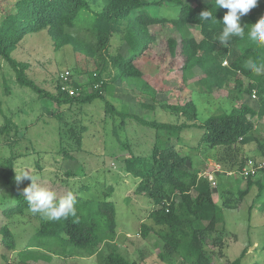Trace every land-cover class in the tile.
Masks as SVG:
<instances>
[{"label":"rangeland","instance_id":"374dc122","mask_svg":"<svg viewBox=\"0 0 264 264\" xmlns=\"http://www.w3.org/2000/svg\"><path fill=\"white\" fill-rule=\"evenodd\" d=\"M183 1L196 3V0ZM96 2L99 5L101 0ZM6 4L5 0H0V5ZM97 5L95 7L99 8ZM144 9L151 15L168 18L177 17L180 10L179 6L170 2L146 5ZM250 14L256 15V21L264 17V0H259L258 5L247 15ZM189 28L197 39L203 38L201 26L190 25ZM71 32L83 45L97 48L98 39L90 30L78 28ZM234 48L236 50L237 46L230 48V54ZM120 50H126L120 33L101 48L105 56L103 60L100 51L92 57L75 50L71 44L56 49L47 30H42L26 34L12 54L16 59L29 64V76L49 92H57L58 75L66 70L80 72L78 80L82 83L89 79L90 71L98 68L104 79L111 83L104 96L118 110L147 120L182 122L183 117L161 106L154 110L141 106L143 99H150L145 98L140 79L112 81L116 69L111 64L110 54ZM224 60L223 65H231V55ZM179 67L178 64L170 68L166 65L152 66L148 75L149 83L158 90L161 100L180 103L183 98L193 99L199 120L231 110L242 101L259 108L257 93L254 98L253 92L240 95L236 91V76H232L224 88L200 92V88L193 84L204 76V71L199 67L194 68L185 82ZM239 76L247 87L251 79L242 74ZM0 99L3 109L0 112V127L5 124L6 118L16 124L12 125L9 134L0 133V229L4 225L8 226L16 240V248L9 250L0 232V264H104L103 258L112 249H117L128 260L139 264H170L158 257L160 242L157 236L151 232L144 238L141 234L142 222H148L159 230V226L150 219L154 205L148 198L135 193L139 179L128 173L123 166L125 157L149 155L156 142L159 146L175 145L183 155L191 156L195 168L213 174L212 177L216 179L213 197L221 208L220 221L216 232L206 240L208 250L215 252L211 256L212 263L233 261L246 249L242 258L244 264H264V192L257 197L258 186L253 185L239 207H225L227 199L234 202V195L246 188L245 177L236 171L241 155L235 157L237 153L234 150L212 148L199 143L204 132L202 129L192 127L184 129L180 134L174 132L168 135L167 132L139 123L134 117L107 113L104 98H97L91 103H68L59 107L54 101L39 98L30 88L19 85L14 70L5 60L0 61ZM58 113H61L62 120L57 118ZM253 121V134L264 144V116L255 117ZM82 126H85V131L81 132L82 143L78 144L69 130L71 127L80 130ZM241 146V153L247 160L264 162V156L255 143ZM64 151L71 157H66ZM11 155H16V171L30 170L38 177V184L54 190L57 198H63L71 192L83 198H108L114 201L117 213L115 240L104 242L98 252L87 256L82 249L72 244L65 248L59 240L41 237L38 229L43 217L39 213L33 214L27 209L24 214L8 216L6 209L17 204L16 191L5 183L3 177L7 168L6 159ZM66 171H71L73 175H67ZM30 183V180H25L19 184L23 195L24 188ZM111 186L113 192L109 193ZM201 224L206 225L207 221ZM215 238L224 242L225 253L222 256L218 254L219 248L214 247ZM25 249L26 252L21 253ZM177 261L173 264H180Z\"/></svg>","mask_w":264,"mask_h":264},{"label":"trees","instance_id":"16d2710c","mask_svg":"<svg viewBox=\"0 0 264 264\" xmlns=\"http://www.w3.org/2000/svg\"><path fill=\"white\" fill-rule=\"evenodd\" d=\"M6 5H0V61L5 60L15 72L16 81L23 87L30 88L39 98H48L59 107L62 104L91 103L97 98L105 99L107 113L127 115L148 127L167 132L168 135L180 134L184 129L197 127L204 132L200 139L201 144L212 148L234 150L240 157L236 164V171L242 172L247 164L241 144L255 143L264 156V144L253 134L255 123L253 118L264 116V75H256L246 67L248 60L264 66V46L258 45L247 36L245 28L244 38L233 37L228 47H219L218 37L223 30V16L228 11L215 4V0L189 3L183 0H5ZM179 6V14L175 18L151 15L144 7L150 4H167ZM99 8H96L95 6ZM209 9L213 18L208 21L199 19L200 13ZM133 13L134 16H131ZM256 15H245L241 18V25L253 24ZM201 26L204 34L201 40L191 32L189 26ZM85 28L90 30L98 39L97 48L91 49L83 45L71 32L72 29ZM47 30L56 49L73 45L75 50L94 57L100 51V58L105 60L101 48L106 46L116 34H121V40L126 45L125 52L117 51L110 54L111 64L116 69L112 81L118 79L137 78L141 80L145 98L141 106L154 110L161 106L183 117L180 123L160 122L147 120L136 114H125L104 96L108 81L104 79L98 68L90 71L86 82L78 80L80 72L70 71L71 85L75 93L62 89L64 79L58 75L57 92L52 93L41 87L32 79L27 70L29 64L13 56V51L30 32ZM165 41V42H164ZM164 42V43H163ZM236 45L237 49L230 54V48ZM231 55L230 66L223 65L224 59ZM173 64L180 65L183 81H187L188 74L196 67L204 71V76L197 79L195 87L200 92H213L214 88H224L236 76V91L243 95H259V108L249 102H240L231 110L221 111L209 115L201 121L197 116V108L193 99L183 98L182 102L171 103L158 97V90L149 83L148 75L153 66ZM242 74L251 79L245 87ZM189 86V85H187ZM0 99V112H2ZM62 120L61 113L56 114ZM16 124L6 118L5 124L0 127V133H8ZM70 134L76 143H82L80 130L70 128ZM167 135V137H168ZM162 140V139H161ZM65 152V151H64ZM66 157H71L64 153ZM16 155L6 159V171L3 175L5 183L11 186L17 194V204L6 209L8 216L24 214L29 209L25 195L20 192L15 181ZM123 166L126 171L139 179L135 193L148 198L154 205L150 213L159 230L142 222L141 234L147 238L152 232L160 242L158 257L167 263L173 264L177 260L180 264H213L212 252L208 250L206 240L217 230L220 221L221 208L215 202L214 188L207 176L200 175L194 167L189 154L183 155L175 145L159 146L156 142L151 153L147 156L130 155L124 158ZM67 175H73L66 171ZM246 188L234 195V202L225 201V207L237 208L249 193L253 185L258 186L260 197L264 192V167L255 176L244 178ZM113 192V187H109ZM107 193L106 196L109 194ZM77 209L75 216L59 221L42 219L38 234L44 238L56 239L63 247L70 244L82 249L87 255H94L104 242L114 241L117 235L116 205L114 201L95 198H83L73 195ZM60 199V198H57ZM227 204V205H226ZM38 214V213H37ZM207 221V224H201ZM4 245L9 250L16 248L14 234L8 226L0 229ZM214 247L219 248L218 254L225 253L224 242L214 239ZM30 248H28L29 251ZM27 249L21 253L26 252ZM31 251V250H30ZM225 264H244L242 258L246 253ZM104 264H139L128 260L117 249H112L104 258ZM12 264V263H8Z\"/></svg>","mask_w":264,"mask_h":264},{"label":"clouds","instance_id":"9594fccd","mask_svg":"<svg viewBox=\"0 0 264 264\" xmlns=\"http://www.w3.org/2000/svg\"><path fill=\"white\" fill-rule=\"evenodd\" d=\"M258 3L259 0H215L218 7L228 10L223 16L224 27L218 37L220 45L228 47L233 37L244 38L247 27L248 38L258 45L264 46V17L259 18L253 24L242 26L240 23L241 18L247 15ZM212 18L213 14L209 9L203 10L199 15L201 21H208ZM246 67L256 75H264V66L258 65L252 60L247 61ZM15 172V181L18 185L25 180L31 181L24 188V195L31 213H39L43 218L51 221H59L76 215L75 199L71 192L63 198L57 199V193L47 187L40 186L37 182L38 177L30 170L25 169L18 172L15 169Z\"/></svg>","mask_w":264,"mask_h":264},{"label":"built area","instance_id":"2783aa9c","mask_svg":"<svg viewBox=\"0 0 264 264\" xmlns=\"http://www.w3.org/2000/svg\"><path fill=\"white\" fill-rule=\"evenodd\" d=\"M61 77L65 81L64 83H62V89L68 90L70 94H74L76 91H75V88H73V86L71 85L72 79L70 78V71L66 70L65 72L62 73ZM253 97L256 98V91H254ZM263 167H264V162L257 163L254 160L249 159L247 161V164L244 166L241 174L245 178H248L250 176H255L259 172V170ZM200 175L207 176V178L211 181L212 186L216 187V181H215L216 179L212 177L213 174L211 173L206 174V171H204V172H201Z\"/></svg>","mask_w":264,"mask_h":264}]
</instances>
